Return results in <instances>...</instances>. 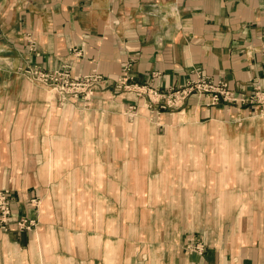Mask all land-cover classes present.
I'll list each match as a JSON object with an SVG mask.
<instances>
[{
  "label": "crops",
  "instance_id": "obj_1",
  "mask_svg": "<svg viewBox=\"0 0 264 264\" xmlns=\"http://www.w3.org/2000/svg\"><path fill=\"white\" fill-rule=\"evenodd\" d=\"M129 61L162 93L197 70L249 94L264 0H0V190L36 222L0 231V264H264V115L195 95L153 116ZM64 65L104 77L90 101L26 73Z\"/></svg>",
  "mask_w": 264,
  "mask_h": 264
},
{
  "label": "built area",
  "instance_id": "obj_2",
  "mask_svg": "<svg viewBox=\"0 0 264 264\" xmlns=\"http://www.w3.org/2000/svg\"><path fill=\"white\" fill-rule=\"evenodd\" d=\"M29 43L31 50H34L35 43L33 41H29ZM132 66V61L124 64L123 76L118 87L137 97H147V107L153 116H160L163 111L179 109L190 97L195 95L209 98L211 106L219 105L221 102L232 105H252L258 109L261 115H264V87L258 81H255L252 92L239 94L230 88L226 80L209 77L202 71L196 70L192 72V77L184 85L162 93L153 86L129 83L131 78L128 73ZM26 73L40 85L53 90L60 103H65L71 98L90 101L104 83V77L97 73L74 75L70 65H64L61 69L55 70H45L35 66L26 69ZM135 111L136 109L133 107L131 113L136 115ZM31 203L38 208L40 201L35 198ZM13 223L17 225L19 231L30 230L36 224L35 220H28L26 217L13 218L12 190H0V231H10ZM188 249L198 253L204 251V247L201 245H189Z\"/></svg>",
  "mask_w": 264,
  "mask_h": 264
},
{
  "label": "rangeland",
  "instance_id": "obj_3",
  "mask_svg": "<svg viewBox=\"0 0 264 264\" xmlns=\"http://www.w3.org/2000/svg\"><path fill=\"white\" fill-rule=\"evenodd\" d=\"M54 93H55V92H54L53 90L50 91V95H53ZM129 117L131 118V122H134L135 119H136V115H134L133 113H131V114L129 115ZM39 201H40V199H39Z\"/></svg>",
  "mask_w": 264,
  "mask_h": 264
}]
</instances>
